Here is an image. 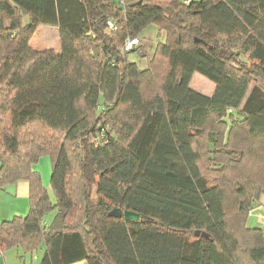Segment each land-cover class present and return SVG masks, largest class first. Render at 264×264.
<instances>
[{"label":"trees","instance_id":"obj_1","mask_svg":"<svg viewBox=\"0 0 264 264\" xmlns=\"http://www.w3.org/2000/svg\"><path fill=\"white\" fill-rule=\"evenodd\" d=\"M150 25L166 36L152 57L139 40ZM42 26L58 29L59 52L31 48ZM194 74L210 96L190 88ZM45 155L54 204L31 168ZM250 159L254 182L241 173ZM18 181L29 209L0 223V254L43 245L40 264H264V230L246 226L264 191V0H0V188Z\"/></svg>","mask_w":264,"mask_h":264},{"label":"rangeland","instance_id":"obj_2","mask_svg":"<svg viewBox=\"0 0 264 264\" xmlns=\"http://www.w3.org/2000/svg\"><path fill=\"white\" fill-rule=\"evenodd\" d=\"M173 0H155V2L158 3H168ZM27 23L26 18L23 20V24L25 25ZM44 27L48 26H42L40 27V33L39 30L36 34L33 35L32 39L30 40V46L32 49H44L45 45H55V43L59 42L58 33L52 32L51 30H44V34L42 35V31ZM139 40L142 42L143 46L146 49V52L149 57H152L157 46L159 44H165L166 42V36L164 32H162L156 25H150L145 30L142 31V33L139 35ZM49 49V48H48ZM128 61H134L139 68L144 69L147 65L146 59H141L137 53L132 52L127 54ZM165 63L160 61L158 64L154 63L153 70L156 76H161L164 73ZM254 84H251L248 90V93L251 91ZM190 88L194 91L210 96L215 88V85L207 80L205 77L194 74L193 79L190 83ZM249 162L251 164L249 167L251 168L250 171L252 175H250L248 172L242 171L241 173L250 181L254 182V170H256L257 167L260 166L257 161L250 159ZM32 170L35 172H38L41 176L42 184L45 188L48 190V196L50 199V202L52 204L55 203V197L54 193L49 187V182L52 174V163L51 158L48 155L42 156L39 158L37 162H35L32 165ZM240 172V171H239ZM204 177L207 179L209 184H214L218 181L217 175H209L204 171ZM233 176L232 173L227 174V177ZM247 194H250L251 196L255 195V191L252 189H248L246 191ZM234 199V198H233ZM233 215V213H232ZM54 217V212H50L46 217L44 218V223L47 225L48 223H51L52 219ZM246 226L248 227H256L261 228L264 230V209L258 210H252L249 212V215L246 219ZM44 246L41 245L37 250H35L33 253H24L21 247H13L4 249L0 254V264H40L41 258L43 256Z\"/></svg>","mask_w":264,"mask_h":264},{"label":"crops","instance_id":"obj_3","mask_svg":"<svg viewBox=\"0 0 264 264\" xmlns=\"http://www.w3.org/2000/svg\"><path fill=\"white\" fill-rule=\"evenodd\" d=\"M41 29H43L42 35L44 34L43 33L44 30H48V31L51 30L52 32L58 33V29L52 26L44 27ZM40 32L41 31L39 30V33ZM45 48L53 49L55 52H59L60 43H55V45H49V46L45 45ZM28 198H29V183L26 181H18L16 183H12L5 186L3 189L0 188V223L4 221H9L14 216L26 215L29 209ZM261 208L264 209V191L261 192V194L259 195L257 207L253 210L259 211ZM76 264H85V263L79 262Z\"/></svg>","mask_w":264,"mask_h":264},{"label":"water","instance_id":"obj_4","mask_svg":"<svg viewBox=\"0 0 264 264\" xmlns=\"http://www.w3.org/2000/svg\"><path fill=\"white\" fill-rule=\"evenodd\" d=\"M108 216L113 217V218H120L123 217L125 221H138V220H143L145 217L141 214L135 213L133 211H123L121 212L118 208L112 209L109 213ZM194 235L196 237L201 236V237H207L206 234L200 233V231H195Z\"/></svg>","mask_w":264,"mask_h":264},{"label":"built area","instance_id":"obj_5","mask_svg":"<svg viewBox=\"0 0 264 264\" xmlns=\"http://www.w3.org/2000/svg\"><path fill=\"white\" fill-rule=\"evenodd\" d=\"M184 5H188L193 1H198V0H180ZM137 40L136 39H131V40H127L124 46L125 50H129L131 49L135 44H137Z\"/></svg>","mask_w":264,"mask_h":264}]
</instances>
